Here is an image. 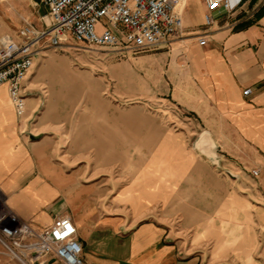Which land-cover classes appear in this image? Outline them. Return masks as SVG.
<instances>
[{
	"label": "crops",
	"instance_id": "1",
	"mask_svg": "<svg viewBox=\"0 0 264 264\" xmlns=\"http://www.w3.org/2000/svg\"><path fill=\"white\" fill-rule=\"evenodd\" d=\"M34 6L38 16L46 11ZM263 6L250 0L218 15L205 46L194 38L186 44L185 77L176 78L173 100L197 116L200 139L209 135L213 143L210 155L191 130L94 108L91 95L73 124L62 107L71 92L53 94L41 110L34 84L65 70L53 59L23 82L21 117L1 85L5 209L35 230L69 217L84 264H264ZM131 68L112 65L111 74L122 78ZM0 264L20 263L0 247ZM36 264L57 263L46 256Z\"/></svg>",
	"mask_w": 264,
	"mask_h": 264
},
{
	"label": "built area",
	"instance_id": "2",
	"mask_svg": "<svg viewBox=\"0 0 264 264\" xmlns=\"http://www.w3.org/2000/svg\"><path fill=\"white\" fill-rule=\"evenodd\" d=\"M185 0H40L46 13L40 26L28 23L16 38L0 37V86H8L9 100L18 117L25 111L23 82L36 57L47 49L77 45L116 50H150L167 44L183 28ZM204 7L203 26L218 15H231L250 0H196ZM198 45L205 46V36ZM249 91L245 92V95ZM253 171L252 175L257 176ZM0 247L4 255L20 264H36L51 256L57 264H84L82 246L71 219L60 216L42 230L7 211H0Z\"/></svg>",
	"mask_w": 264,
	"mask_h": 264
},
{
	"label": "rangeland",
	"instance_id": "3",
	"mask_svg": "<svg viewBox=\"0 0 264 264\" xmlns=\"http://www.w3.org/2000/svg\"><path fill=\"white\" fill-rule=\"evenodd\" d=\"M39 2L40 0H0V37L16 38L19 29L26 23L40 26L37 18L46 11L37 15L39 7L34 6V3L41 6ZM182 14L183 28L179 35L154 49L133 51L119 47L109 50L70 42L58 49L45 50L44 54L36 57L28 76L29 81L38 76L52 59L65 70H57L58 73L41 78L34 84L36 88L32 93L41 94L42 97L41 110L46 107L47 99L53 94L64 95L65 91L71 92V99L62 107L69 114L67 123L73 124L80 110L90 107L91 95L94 97V108L114 107L129 111L131 120L134 118L135 122H139L140 115L139 118H145L148 125L191 130L195 140H198L197 148L204 151L205 146L208 150L204 153L210 155L213 143L207 133L205 134L209 139L205 136L200 139L203 132L197 116L173 100L176 78L181 77L184 80L185 77L186 44L193 38L198 40L199 37L206 36L208 29L202 26L203 14L196 0H186ZM127 63L131 65L133 72H127L122 78L111 74L112 65ZM69 72L82 80L87 88L81 89L80 85L72 84L70 78L74 77ZM70 135L67 132V138ZM0 207L2 212H7L2 202ZM257 261L262 262L259 258Z\"/></svg>",
	"mask_w": 264,
	"mask_h": 264
},
{
	"label": "bare ground",
	"instance_id": "4",
	"mask_svg": "<svg viewBox=\"0 0 264 264\" xmlns=\"http://www.w3.org/2000/svg\"><path fill=\"white\" fill-rule=\"evenodd\" d=\"M185 2H186V0L184 1V5H185ZM70 78V77H69ZM70 80H71V83L72 84H75V85H77V86H81V82L80 81H78V80H75L74 78H70ZM209 139V138H208ZM205 149V148H204Z\"/></svg>",
	"mask_w": 264,
	"mask_h": 264
},
{
	"label": "trees",
	"instance_id": "5",
	"mask_svg": "<svg viewBox=\"0 0 264 264\" xmlns=\"http://www.w3.org/2000/svg\"><path fill=\"white\" fill-rule=\"evenodd\" d=\"M264 14V6H263V8H261L259 11H258V13H257V17H260L261 15H263Z\"/></svg>",
	"mask_w": 264,
	"mask_h": 264
}]
</instances>
